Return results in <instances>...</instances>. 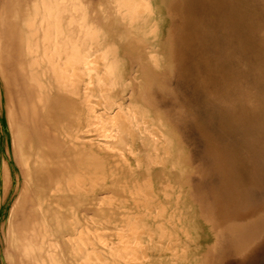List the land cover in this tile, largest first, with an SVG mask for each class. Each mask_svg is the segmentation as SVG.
Returning <instances> with one entry per match:
<instances>
[{
	"label": "rangeland",
	"instance_id": "374dc122",
	"mask_svg": "<svg viewBox=\"0 0 264 264\" xmlns=\"http://www.w3.org/2000/svg\"><path fill=\"white\" fill-rule=\"evenodd\" d=\"M0 264H264V0H0Z\"/></svg>",
	"mask_w": 264,
	"mask_h": 264
},
{
	"label": "bare ground",
	"instance_id": "6f19581e",
	"mask_svg": "<svg viewBox=\"0 0 264 264\" xmlns=\"http://www.w3.org/2000/svg\"><path fill=\"white\" fill-rule=\"evenodd\" d=\"M71 74H72V73H71ZM69 76H70V75H69ZM109 122H110V121H109ZM110 123H111V122H110ZM122 124H124V123H122ZM122 128H123V127L121 126V129H120V130H122ZM125 130H126V129H125ZM125 133H126V132H125ZM122 134H124V133H122ZM131 136H132V135H131Z\"/></svg>",
	"mask_w": 264,
	"mask_h": 264
}]
</instances>
